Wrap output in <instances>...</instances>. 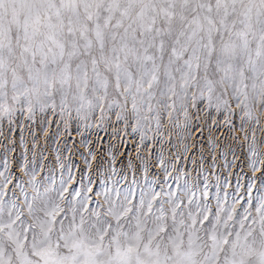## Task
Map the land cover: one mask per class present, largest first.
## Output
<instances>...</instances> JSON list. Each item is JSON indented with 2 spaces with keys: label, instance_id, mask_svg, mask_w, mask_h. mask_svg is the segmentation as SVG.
Segmentation results:
<instances>
[{
  "label": "snow or ice",
  "instance_id": "snow-or-ice-1",
  "mask_svg": "<svg viewBox=\"0 0 264 264\" xmlns=\"http://www.w3.org/2000/svg\"><path fill=\"white\" fill-rule=\"evenodd\" d=\"M0 264H264V0H0Z\"/></svg>",
  "mask_w": 264,
  "mask_h": 264
}]
</instances>
